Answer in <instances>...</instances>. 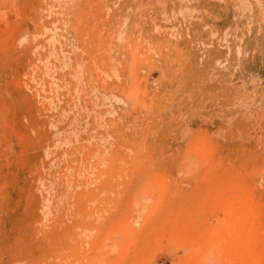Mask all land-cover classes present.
Segmentation results:
<instances>
[{
  "label": "rangeland",
  "instance_id": "374dc122",
  "mask_svg": "<svg viewBox=\"0 0 264 264\" xmlns=\"http://www.w3.org/2000/svg\"><path fill=\"white\" fill-rule=\"evenodd\" d=\"M0 264H264V0H0Z\"/></svg>",
  "mask_w": 264,
  "mask_h": 264
},
{
  "label": "bare ground",
  "instance_id": "6f19581e",
  "mask_svg": "<svg viewBox=\"0 0 264 264\" xmlns=\"http://www.w3.org/2000/svg\"><path fill=\"white\" fill-rule=\"evenodd\" d=\"M204 118V117H203ZM258 118V117H257ZM263 118V117H262ZM183 119V118H182ZM177 128V127H176ZM141 150V149H140ZM169 155V154H168ZM5 157V156H4ZM135 159V158H134ZM183 161V160H182ZM128 162V161H127ZM122 166V165H121ZM127 167V166H126ZM181 168V167H180ZM134 173V172H133ZM112 175V174H111ZM123 176V175H122ZM103 178V177H102ZM108 178V177H107ZM114 178H116V177H114ZM106 179V178H105ZM107 181V183H108V180H106ZM112 182H113V180H112ZM94 183V182H93ZM100 184V183H99ZM93 185V184H92ZM116 185V184H115ZM145 185V184H144ZM95 188V187H94ZM119 192V191H118ZM136 195H138V194H136ZM89 199V198H88ZM79 200V199H78ZM90 200V199H89ZM101 205V204H100ZM122 207V206H121ZM100 210V209H99ZM97 214H99V213H97ZM100 219V218H99ZM117 219V218H116ZM68 222V221H67ZM209 239V238H208ZM205 240V239H204ZM241 240V241H240ZM239 243H241L240 245L242 246V249H247L248 248V244H249V236H247V235H244V238H241V239H239ZM245 255V254H244Z\"/></svg>",
  "mask_w": 264,
  "mask_h": 264
}]
</instances>
